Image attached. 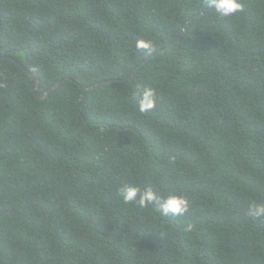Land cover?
<instances>
[{
  "label": "trees",
  "instance_id": "obj_1",
  "mask_svg": "<svg viewBox=\"0 0 264 264\" xmlns=\"http://www.w3.org/2000/svg\"><path fill=\"white\" fill-rule=\"evenodd\" d=\"M243 2L221 18L207 0H0V264H264L247 215L264 202V0ZM33 73L40 95L61 84L42 99ZM128 185L190 210L124 204Z\"/></svg>",
  "mask_w": 264,
  "mask_h": 264
},
{
  "label": "clouds",
  "instance_id": "obj_2",
  "mask_svg": "<svg viewBox=\"0 0 264 264\" xmlns=\"http://www.w3.org/2000/svg\"><path fill=\"white\" fill-rule=\"evenodd\" d=\"M207 6L214 9L221 18L237 16L245 8L243 0H207ZM136 48L142 51H151L153 44L150 40H137ZM2 86L0 85V87ZM134 98L138 99V108L142 113L152 111L156 107V93L150 87L138 89L134 93ZM119 195L124 204L138 205L142 208L155 204L157 212L165 217H183L191 207V200L186 194L172 193L162 196L151 188L142 190L138 185L121 188ZM247 215L253 220H264V202L249 203ZM190 229L191 225H189Z\"/></svg>",
  "mask_w": 264,
  "mask_h": 264
},
{
  "label": "water",
  "instance_id": "obj_3",
  "mask_svg": "<svg viewBox=\"0 0 264 264\" xmlns=\"http://www.w3.org/2000/svg\"><path fill=\"white\" fill-rule=\"evenodd\" d=\"M199 15H200V16H201V15H204V13H201V14H199ZM199 15H198V16H199ZM188 25H189V22L186 24L185 28L182 30V32L180 33V35L178 36V38H180V37L183 35V33L186 31ZM178 38H177V39H178ZM19 66H20L22 69H25L23 65H20V64H19ZM25 70H26V69H25ZM26 71H27V70H26ZM134 72H135V70L130 74V77L133 75ZM27 73H30V72L27 71ZM32 77H33V79H34V84H35V94H36L37 96H39L40 98H42V99H44L47 95H49L50 93H52L53 91H55V90L60 86V84H61V82L56 83L52 88H50L48 91H46L45 93H43V94L40 95V94L38 93V90H39V79H38V76H37L35 73H33V74H32ZM100 84H101V83H99V84H97V85H95V86H93V87H91V88H85V87H83V89H84V90L96 89L98 86H100Z\"/></svg>",
  "mask_w": 264,
  "mask_h": 264
}]
</instances>
